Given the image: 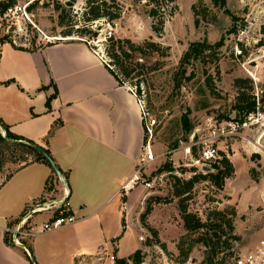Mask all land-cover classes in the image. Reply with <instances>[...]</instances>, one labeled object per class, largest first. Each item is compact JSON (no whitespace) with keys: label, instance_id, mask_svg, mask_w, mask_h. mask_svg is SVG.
<instances>
[{"label":"rangeland","instance_id":"rangeland-1","mask_svg":"<svg viewBox=\"0 0 264 264\" xmlns=\"http://www.w3.org/2000/svg\"><path fill=\"white\" fill-rule=\"evenodd\" d=\"M56 1L70 11L71 19L78 23L76 28L83 26L87 0H77L72 7L66 5L69 0H16V6L21 9L11 13V19L0 18V36H7L16 42V46L32 51L49 43L79 39L75 35L64 36V28L59 25V12L55 10ZM117 2L123 7L122 17L113 23L105 19L96 21L93 28L99 34L95 40H90L89 46L99 53L105 52L106 40L114 37L135 43L152 39L165 49L163 56L154 54L144 59L148 65L160 68L147 77L140 93L149 113L145 126L154 123L152 135L146 130V136L156 159L143 171L144 181L152 183V187L140 183L130 198V202H135L134 214L128 219V229L119 235L125 234L129 238L121 255H132L139 244L137 250L142 252L143 264H213L210 249L200 240L203 232L188 233L184 228L172 175L189 179L194 171L207 173L202 163H198L200 149L195 147L196 155L192 149L191 155L186 150L192 145L193 137L197 141L206 136L215 121H238L236 79L252 81L253 89L249 95L258 94L260 100H264V0ZM36 3L35 9L29 12L28 7ZM152 8L158 9L156 18L149 15ZM161 19L164 21L162 27L158 23ZM155 24L161 27L159 32L154 31ZM204 41L211 45L221 42L222 46L209 53L207 62L186 64L187 76L193 72L194 78L176 89L174 75L180 70L181 59L192 43ZM136 81L129 79L126 85L137 89ZM183 114L193 126L188 136L181 123ZM239 133L241 136L219 146L220 158L223 152L226 153L234 163L235 175L226 180L222 190L209 181L198 184L188 202L189 211L203 221L214 210H237L234 234L239 240L231 250L236 255L252 251L264 241V119ZM176 143L178 147L174 149ZM141 154L142 150L138 162ZM23 156V149L14 143L0 144V168L4 167L0 173V186L6 176L18 168ZM167 161L173 170L157 173ZM157 198L163 203L154 206L146 222L148 226H145L141 215L145 213L148 201ZM34 221L40 225L48 218L40 214ZM39 236L41 234L35 239ZM227 238L229 235H224L221 240L219 257L231 252L223 246ZM29 240L25 239L23 243L30 250ZM114 246L112 252L118 259Z\"/></svg>","mask_w":264,"mask_h":264},{"label":"crops","instance_id":"crops-1","mask_svg":"<svg viewBox=\"0 0 264 264\" xmlns=\"http://www.w3.org/2000/svg\"><path fill=\"white\" fill-rule=\"evenodd\" d=\"M0 49V119L11 133L49 149L64 173L61 182L50 166L34 162L4 179L0 264H91L99 253L113 254L114 245L118 258L130 257L121 255L127 235L117 238L123 222L128 229L135 205L130 198L137 188L126 196L120 189L134 175L145 144L137 95L80 39L35 51L9 44ZM0 134H7L1 124ZM66 199L63 211L77 217L75 224L30 239L31 251L5 242L6 229L28 209ZM44 215L52 217L51 212ZM30 226L41 224L33 219Z\"/></svg>","mask_w":264,"mask_h":264},{"label":"trees","instance_id":"trees-1","mask_svg":"<svg viewBox=\"0 0 264 264\" xmlns=\"http://www.w3.org/2000/svg\"><path fill=\"white\" fill-rule=\"evenodd\" d=\"M170 1L174 2L175 0ZM109 3H112L113 5H110ZM37 4L38 3L30 5L28 7V11L31 12L32 10H34ZM15 6L16 0L1 1L0 16H4L11 8H14ZM113 7L115 9H112ZM55 10L59 12V25L64 28V36L73 37V35H75L87 44H89L90 40H95L98 37V30L93 28L96 21L105 19L107 22L113 23L119 20L123 15V7L117 2V0H87V6L84 12L83 19L84 24L82 27L76 28L78 26V23L71 19L70 11L67 10L63 3H61L60 1H56ZM158 14V9L154 8H152L149 13L150 16L155 18L158 16ZM158 23L161 27L164 25V21L162 19L159 20ZM159 26L157 24L154 25L153 29L155 32H159L161 30V27ZM106 43L107 44L104 49V53L110 59V64L113 67H109L110 71L115 75L120 84L126 85L127 80L129 79L137 80V93L138 95H140L141 85L146 83L147 77L155 74L160 70V68H155L152 65H148L144 59L154 54L163 56L165 54V49L161 44L155 42L152 39L145 40L142 43H135L130 39L116 40L114 37H109L106 40ZM6 44H9L15 49L30 50L24 47L16 46L15 43H13L12 40H9V37L7 36H0V46H4ZM52 44L53 43H49L47 44V46ZM221 46V42H218L214 45L209 44L207 41L192 43L188 51L181 59L180 70L177 71L174 75L175 88L180 89L183 86V82L191 81L194 78L195 74L193 72H191V74L187 76L188 70L186 64L189 65L196 61L207 62V60H209V57L211 56L209 55V53H212V51H214L215 49H219ZM40 48L43 47L41 46ZM37 49H34L33 51ZM138 55L141 57H138ZM207 85L209 86L208 82ZM235 86L239 90L236 104V110L238 111L237 120L242 123L249 114L256 112V97L249 95V92L253 89L252 81H246L239 78L236 79ZM51 101L52 97L47 101V105L49 108H51ZM181 123L186 135L188 136L191 133L193 126L190 125L186 114H183ZM0 124L7 132V137L19 141V143L15 145L21 147L24 151V156L20 160L18 168L7 175L6 179L10 178L14 172L34 162L44 163L51 167L49 162L29 145L30 143L35 145L38 144L11 133L8 126H6L1 119ZM61 124L62 122L54 124L53 128L49 132V135L46 138L47 143L48 139L53 135L55 129ZM146 142L147 136L145 130L144 143ZM6 143H8V140L2 134H0V144ZM177 147L178 143L173 145L174 149ZM42 148L51 158H53L49 149L45 147ZM192 152L196 155L195 147L192 148ZM3 168L4 167L0 168V173L3 172ZM212 168L213 170H215V172L197 173L196 171H194L195 174L189 179H183L176 175H172V180L174 195L179 199V210L184 221V228L188 233H196L200 231L203 232L202 238L200 240L206 247L210 249V260L213 261V264H223L226 259H229L237 254L231 251L236 247V242L239 240V237L234 234V218L237 216V210L235 208H230L227 211L214 210L209 213L207 220L203 221L200 216L193 212H190L188 206V202L192 199V193L198 184L209 181L214 186L222 190L225 187L226 180L232 178L236 173L234 163L224 152L222 153V158L218 161V163L214 164ZM165 170L169 172L173 170L172 164L168 161L163 165L161 169L158 170L157 173ZM66 178L68 179L67 176ZM47 189L51 190V187H48ZM124 202H126V198H124ZM162 203L163 200L160 198L148 201L146 211L141 215V222L143 223V225L148 226L146 222L148 217L153 212L154 206L156 204ZM65 214L68 215L71 213L65 212ZM123 227V231H125L126 228L124 222ZM156 234L157 233L155 232V235ZM224 235H229V238H227L223 242V246L231 252L226 254L223 253V256L219 257L217 256V252L221 246V240ZM120 238L121 236H119L117 240ZM5 242L9 246H15L8 235H6L5 237ZM30 257L32 258V260H34L32 254L30 255ZM143 258L144 257L142 255V252L140 250H137L128 258H118L114 264H143Z\"/></svg>","mask_w":264,"mask_h":264},{"label":"built area","instance_id":"built-area-1","mask_svg":"<svg viewBox=\"0 0 264 264\" xmlns=\"http://www.w3.org/2000/svg\"><path fill=\"white\" fill-rule=\"evenodd\" d=\"M18 9L21 8L17 6L11 8L3 18L11 19V13L16 12ZM24 13L26 14V16H28L26 10H24ZM18 28L19 30H21L20 27ZM13 42L16 43L15 41ZM90 44L91 43L89 42V45ZM93 51L108 67L113 68L110 64V59L104 52L99 53L95 50ZM130 89L137 95L144 119L147 120L149 113L147 111L145 100L141 95H138L137 89H134L132 87H130ZM255 97L257 103L256 112L249 114L244 122L241 123L240 121L233 120L215 121L209 126L206 136L199 137L197 141H194L193 137V143L188 147L186 153L191 155L192 147H196L197 149H200V161H198V163H202L203 167H210L212 164L218 163V161L221 159L219 155L220 144H224L229 140L241 136V134L239 133L241 129L255 126L256 124H259V121L261 119H264V100H260L258 94H256ZM153 125L154 123L151 125L148 123L145 126V130H147L150 135H152ZM155 159L156 156L153 153L151 142L147 141L143 146V151L134 175L121 186L120 192L122 195H127L131 190H133V188L143 182L146 183L148 187H152V183L144 181L143 171L145 167L152 163ZM63 207V200L49 202L46 201L33 206L23 214L22 218L13 227L6 229V234L11 238V241L15 246L24 247L26 249L23 240L32 239L41 233L58 230L62 227L73 225L77 222V217L74 214H65V212L63 211ZM49 212L52 213L51 219L41 224L39 229L36 228V226L28 227L29 223L35 218V216ZM116 259V255L114 254L99 253L94 259L95 262L91 264H114L116 262ZM223 264H264V241L254 250L226 259Z\"/></svg>","mask_w":264,"mask_h":264},{"label":"water","instance_id":"water-1","mask_svg":"<svg viewBox=\"0 0 264 264\" xmlns=\"http://www.w3.org/2000/svg\"><path fill=\"white\" fill-rule=\"evenodd\" d=\"M77 0H69L66 2V5L69 6V7H72L76 4ZM9 142L11 143H14V144H17L19 143V141L17 140H13V139H10L7 137V134L4 136ZM35 151H37L38 153H40L48 162L49 164L51 165L52 169L54 170L57 178L61 181V182H64V177H63V173L62 171L60 170V168L57 166V164L55 163V161L53 160V158H51L47 152L39 145H35V144H32L30 143L29 144ZM204 171L206 172H212L213 169L209 166H205L203 168ZM67 202V199L64 201V203Z\"/></svg>","mask_w":264,"mask_h":264}]
</instances>
